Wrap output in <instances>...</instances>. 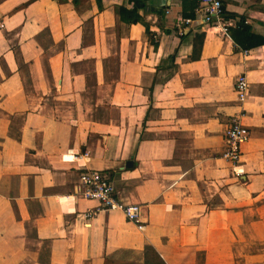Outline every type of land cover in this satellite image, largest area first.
Wrapping results in <instances>:
<instances>
[{"label": "crops", "instance_id": "obj_1", "mask_svg": "<svg viewBox=\"0 0 264 264\" xmlns=\"http://www.w3.org/2000/svg\"><path fill=\"white\" fill-rule=\"evenodd\" d=\"M197 2L0 0V264H156L146 246L162 264H264V0H222L225 32L176 34ZM235 115L239 177L220 157ZM84 169L141 206L142 230L94 211Z\"/></svg>", "mask_w": 264, "mask_h": 264}, {"label": "built area", "instance_id": "obj_2", "mask_svg": "<svg viewBox=\"0 0 264 264\" xmlns=\"http://www.w3.org/2000/svg\"><path fill=\"white\" fill-rule=\"evenodd\" d=\"M194 21H199L204 25L222 24V31H226L222 0H198L194 8V18H180L175 21V32L183 35L186 28ZM229 22V21H228ZM156 40V35L152 36ZM234 90L237 101L243 103L248 95V82L244 74H239L234 82ZM224 147L220 157L231 167L234 176L243 174L241 165V147L248 142L250 131L242 124L239 116L229 118L224 130ZM86 155V154H85ZM78 153L72 155V159L77 161ZM78 183L81 187V197L87 201L96 203L94 211H119L124 218L133 223L138 230L144 228L141 221V206L139 204L125 203L121 201L114 189L109 175L100 170L84 169L78 173ZM94 211H89L86 216H90Z\"/></svg>", "mask_w": 264, "mask_h": 264}, {"label": "trees", "instance_id": "obj_3", "mask_svg": "<svg viewBox=\"0 0 264 264\" xmlns=\"http://www.w3.org/2000/svg\"><path fill=\"white\" fill-rule=\"evenodd\" d=\"M98 7H101V0H96ZM120 16L122 17L124 13H128L132 16L131 22H139V18H137L138 15H136L133 11H126L124 8H119ZM145 254L151 258L152 262L156 264H162L163 262L160 260L159 256L152 250L151 247L146 246L145 247ZM155 261V262H154Z\"/></svg>", "mask_w": 264, "mask_h": 264}]
</instances>
